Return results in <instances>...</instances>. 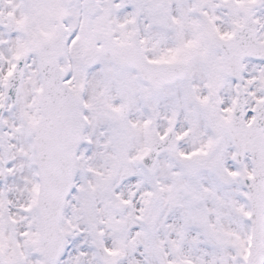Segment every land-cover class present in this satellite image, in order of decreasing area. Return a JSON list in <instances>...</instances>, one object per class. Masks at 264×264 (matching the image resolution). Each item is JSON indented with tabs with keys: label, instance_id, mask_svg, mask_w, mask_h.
Instances as JSON below:
<instances>
[{
	"label": "snow or ice",
	"instance_id": "snow-or-ice-1",
	"mask_svg": "<svg viewBox=\"0 0 264 264\" xmlns=\"http://www.w3.org/2000/svg\"><path fill=\"white\" fill-rule=\"evenodd\" d=\"M0 264H264V0H0Z\"/></svg>",
	"mask_w": 264,
	"mask_h": 264
}]
</instances>
